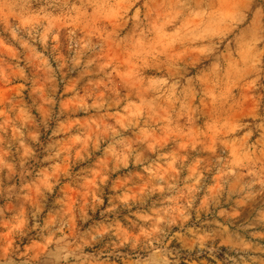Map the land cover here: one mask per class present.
<instances>
[{
	"label": "clouds",
	"instance_id": "1",
	"mask_svg": "<svg viewBox=\"0 0 264 264\" xmlns=\"http://www.w3.org/2000/svg\"><path fill=\"white\" fill-rule=\"evenodd\" d=\"M14 82L0 264H264V0H0Z\"/></svg>",
	"mask_w": 264,
	"mask_h": 264
},
{
	"label": "rangeland",
	"instance_id": "2",
	"mask_svg": "<svg viewBox=\"0 0 264 264\" xmlns=\"http://www.w3.org/2000/svg\"><path fill=\"white\" fill-rule=\"evenodd\" d=\"M110 55H113V54H117L118 53H109ZM18 88V84L17 83H12L8 86H3V85H0V92H2L6 97L7 96H11L15 93L16 89ZM65 104L67 105L69 103V100H68V95L65 94Z\"/></svg>",
	"mask_w": 264,
	"mask_h": 264
}]
</instances>
